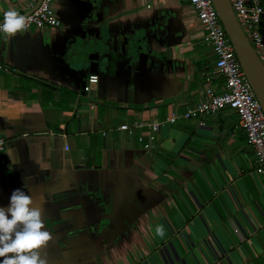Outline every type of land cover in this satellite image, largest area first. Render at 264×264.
Masks as SVG:
<instances>
[{
  "label": "crops",
  "instance_id": "obj_1",
  "mask_svg": "<svg viewBox=\"0 0 264 264\" xmlns=\"http://www.w3.org/2000/svg\"><path fill=\"white\" fill-rule=\"evenodd\" d=\"M37 2L0 0V15ZM53 9L56 27L0 33V206L31 196L47 264H264V172L236 114L163 122L200 100L213 63L187 0ZM153 120V148L116 129Z\"/></svg>",
  "mask_w": 264,
  "mask_h": 264
},
{
  "label": "built area",
  "instance_id": "obj_2",
  "mask_svg": "<svg viewBox=\"0 0 264 264\" xmlns=\"http://www.w3.org/2000/svg\"><path fill=\"white\" fill-rule=\"evenodd\" d=\"M55 0H38L37 4L25 16L30 28H52L59 22L55 16L53 4ZM233 14L264 65V6L260 0H228ZM195 14L198 26L204 32V41L210 47L213 63L204 76L200 100L190 108L181 112H171L163 122L172 123L177 119L195 118L200 121L207 115H214L224 109H229L237 116V126L243 132L249 148L255 158V173L264 172V113L257 102L254 93L240 67L233 47L223 29L211 0H187ZM4 14L0 15V24ZM0 33H4L0 31ZM2 65L0 64V69ZM97 82L95 74L86 77L83 90L87 91L91 84ZM161 122L136 121L132 124L121 123L117 130L132 135L134 130L145 129L148 136L143 142L142 134L136 139L145 148H153L152 134L159 128ZM142 133V132H141ZM4 148V140L0 137V152Z\"/></svg>",
  "mask_w": 264,
  "mask_h": 264
},
{
  "label": "clouds",
  "instance_id": "obj_3",
  "mask_svg": "<svg viewBox=\"0 0 264 264\" xmlns=\"http://www.w3.org/2000/svg\"><path fill=\"white\" fill-rule=\"evenodd\" d=\"M27 24L25 16L8 10L0 31L14 36L26 30ZM32 203L31 196L17 188L11 192L7 207L0 206V264H47L39 249L52 236L44 228L41 209ZM155 231L158 236L164 235L162 225H157Z\"/></svg>",
  "mask_w": 264,
  "mask_h": 264
},
{
  "label": "water",
  "instance_id": "obj_4",
  "mask_svg": "<svg viewBox=\"0 0 264 264\" xmlns=\"http://www.w3.org/2000/svg\"><path fill=\"white\" fill-rule=\"evenodd\" d=\"M211 1L216 10L218 19L233 47L240 67L254 93L257 102L260 105L262 112L264 113V65L260 62L255 51L240 28L228 0ZM123 50V55L132 57V48L129 45ZM166 53L168 56L169 48L166 49ZM87 58L91 61L89 68H94L92 71L96 72L97 53L89 54Z\"/></svg>",
  "mask_w": 264,
  "mask_h": 264
},
{
  "label": "trees",
  "instance_id": "obj_5",
  "mask_svg": "<svg viewBox=\"0 0 264 264\" xmlns=\"http://www.w3.org/2000/svg\"><path fill=\"white\" fill-rule=\"evenodd\" d=\"M260 4L264 6V0H260Z\"/></svg>",
  "mask_w": 264,
  "mask_h": 264
}]
</instances>
